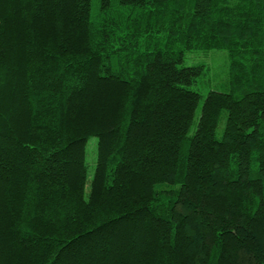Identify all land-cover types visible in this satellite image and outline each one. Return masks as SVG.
Segmentation results:
<instances>
[{"label":"trees","instance_id":"1","mask_svg":"<svg viewBox=\"0 0 264 264\" xmlns=\"http://www.w3.org/2000/svg\"><path fill=\"white\" fill-rule=\"evenodd\" d=\"M0 264H264V0H0Z\"/></svg>","mask_w":264,"mask_h":264},{"label":"rangeland","instance_id":"2","mask_svg":"<svg viewBox=\"0 0 264 264\" xmlns=\"http://www.w3.org/2000/svg\"><path fill=\"white\" fill-rule=\"evenodd\" d=\"M98 0H94V6L97 8ZM227 51L194 52L186 58L187 65H203L207 71V79L211 85L226 82L229 77V58ZM97 142L96 139H93ZM93 146V145H92Z\"/></svg>","mask_w":264,"mask_h":264}]
</instances>
